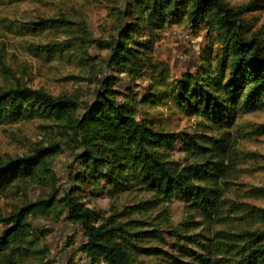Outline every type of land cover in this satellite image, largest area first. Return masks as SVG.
Masks as SVG:
<instances>
[{
  "label": "trees",
  "instance_id": "trees-1",
  "mask_svg": "<svg viewBox=\"0 0 264 264\" xmlns=\"http://www.w3.org/2000/svg\"><path fill=\"white\" fill-rule=\"evenodd\" d=\"M116 1L122 8L116 31L107 38L92 39L83 25L76 36L62 35L43 46L71 55L80 67L98 73L104 67L112 69L130 87L118 89L114 85L120 78L95 75L97 86L89 100L53 95L19 81L0 88V125L42 119L44 129L55 128L58 133L45 144L37 143L28 154L0 159V200L13 191L24 197L7 214H0V264H50L45 242L50 230L31 223L38 216L53 221L63 218L79 226L84 242L78 251L90 264H149L147 259L158 249L140 244L158 237L161 229L145 230L147 222L142 218L124 221L122 216L146 211L153 203L181 199L204 220L218 223L236 217L230 214L237 211L264 221V208L233 204L223 210L219 182L227 143L222 137L203 139L155 127L144 108L171 106L220 129L231 127L245 114L263 111L264 38L261 30L252 31L246 15L264 0L237 6L227 0ZM70 23L64 18H41L22 27L39 34L50 28L71 29ZM183 23L203 32L204 45L192 71L170 78L166 70L158 69L155 47L166 29ZM91 44L108 51L101 67L91 60ZM139 80L148 81V89L138 98L133 86ZM174 141L198 160L186 165L171 160ZM62 149L72 155L75 165L64 183L53 170ZM135 186L156 200L148 207L149 200L105 216L88 206L82 195L88 187L91 193L115 197ZM30 187L45 194L30 200L25 195ZM256 190L263 192L264 186ZM162 220L167 221L165 215ZM197 235L202 239L185 236L194 248L184 246L180 251L185 259L172 257V264H264V229H218L211 237Z\"/></svg>",
  "mask_w": 264,
  "mask_h": 264
},
{
  "label": "rangeland",
  "instance_id": "rangeland-1",
  "mask_svg": "<svg viewBox=\"0 0 264 264\" xmlns=\"http://www.w3.org/2000/svg\"><path fill=\"white\" fill-rule=\"evenodd\" d=\"M227 1L234 6L248 2ZM263 3H258L256 9L246 17H249L252 31L261 30L264 38V7H260ZM121 8L122 5L116 0H0V88L19 81L53 95H75L81 100L91 99L93 88L97 86L95 75L96 78L109 80L121 76L106 67L100 73L92 68L80 67L71 55L56 53L43 44L62 35L76 36L82 32L83 25H86L92 39L107 38L116 31L118 11ZM41 18H64L71 22V29L50 28L34 34L22 27V23L36 22ZM203 45L202 31L196 32L184 23L171 26L156 44L154 60L158 69L163 68L170 78H175L182 72L193 70ZM88 52L96 67L103 65L102 60L108 54L107 49H98L95 44L88 47ZM135 84L133 89L139 98L148 89V81L139 80ZM114 87L127 89L130 86L127 80L120 78ZM144 108L148 111V117L154 120L155 127L158 125L172 132H185L203 139L209 136L224 139L227 149L222 165L223 176L219 182L224 211L233 204L264 208V191L256 190L264 186V110L245 114L237 118L231 127L220 129L200 116H188L171 106L147 105ZM45 124L42 119L1 124L0 159L28 154L37 143L45 144L49 137H58L55 128L44 129ZM173 144L174 149L169 152L171 160L180 165L198 160L196 156L179 148V141ZM74 166L72 155L62 149L53 163V170L60 183L67 181V172ZM42 194L45 192L36 187H30L25 192L30 200ZM82 195L88 206L102 211L105 216L122 211L125 206L149 200V203H145L148 207L156 200L149 192L136 186L115 197H110L106 192L91 193L88 187ZM22 199L23 195L16 191L1 198L0 214H7L12 204ZM164 215L167 221L162 220ZM233 215L236 217H227L220 223L217 220L206 221L181 199H172L170 202L153 203L150 209L140 213H126L122 220L142 218L147 222L143 225L145 230L153 227L161 229L158 237H150L140 245L155 246L158 249L155 256L147 259L149 264H172V257L185 259L180 250H185V247L194 248L186 237L202 239L197 234L211 237L212 232L218 229L231 232L243 227L264 229V221L257 222L252 216L242 215L241 211L230 214ZM185 221L194 222L186 225ZM31 223L50 230L45 239L49 247L50 264H90L78 251L84 242L79 226L71 225L63 218L53 221L40 216L34 217ZM68 241L70 245H66Z\"/></svg>",
  "mask_w": 264,
  "mask_h": 264
}]
</instances>
